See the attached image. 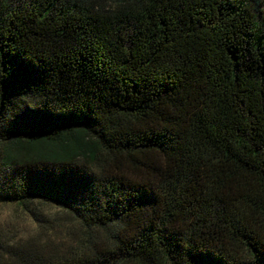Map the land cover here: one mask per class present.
Listing matches in <instances>:
<instances>
[{
  "label": "trees",
  "instance_id": "1",
  "mask_svg": "<svg viewBox=\"0 0 264 264\" xmlns=\"http://www.w3.org/2000/svg\"><path fill=\"white\" fill-rule=\"evenodd\" d=\"M0 202L85 230L0 264H264V0H0Z\"/></svg>",
  "mask_w": 264,
  "mask_h": 264
},
{
  "label": "rangeland",
  "instance_id": "2",
  "mask_svg": "<svg viewBox=\"0 0 264 264\" xmlns=\"http://www.w3.org/2000/svg\"><path fill=\"white\" fill-rule=\"evenodd\" d=\"M32 209L38 216L16 203L0 202V239L51 256L69 251L85 235L83 227L54 203L35 202ZM3 259L5 264H19L14 255Z\"/></svg>",
  "mask_w": 264,
  "mask_h": 264
}]
</instances>
